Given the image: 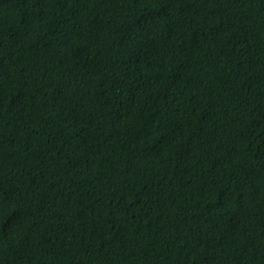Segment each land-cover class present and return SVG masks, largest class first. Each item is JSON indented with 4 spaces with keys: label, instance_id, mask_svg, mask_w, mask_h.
<instances>
[{
    "label": "trees",
    "instance_id": "16d2710c",
    "mask_svg": "<svg viewBox=\"0 0 264 264\" xmlns=\"http://www.w3.org/2000/svg\"><path fill=\"white\" fill-rule=\"evenodd\" d=\"M0 264H264V0H0Z\"/></svg>",
    "mask_w": 264,
    "mask_h": 264
}]
</instances>
